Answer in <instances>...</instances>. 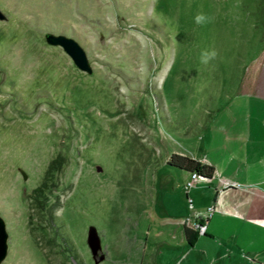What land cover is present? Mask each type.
Listing matches in <instances>:
<instances>
[{"label": "rangeland", "instance_id": "374dc122", "mask_svg": "<svg viewBox=\"0 0 264 264\" xmlns=\"http://www.w3.org/2000/svg\"><path fill=\"white\" fill-rule=\"evenodd\" d=\"M0 11V264H264L259 228L230 248L179 244L176 223L205 204L207 180L186 188L187 172L166 164L205 158L210 122L264 91V0H0ZM199 12L214 19L197 24ZM47 33L77 41L92 71Z\"/></svg>", "mask_w": 264, "mask_h": 264}, {"label": "crops", "instance_id": "0c3cea01", "mask_svg": "<svg viewBox=\"0 0 264 264\" xmlns=\"http://www.w3.org/2000/svg\"><path fill=\"white\" fill-rule=\"evenodd\" d=\"M252 97V103L238 105L232 121L209 124V130H214L206 141L211 151L199 160L211 164L214 173L204 179L208 192L205 204L196 199L192 202L194 217L204 215L205 208L210 206L212 214L204 221L205 232L197 234L191 245L186 243L183 233V227L190 226L182 223L184 218L177 221L182 246L201 243L210 247L219 240L230 248V240L240 245L242 233L256 235V228L264 232V91ZM184 172L187 180L189 172ZM224 182L230 185L224 186Z\"/></svg>", "mask_w": 264, "mask_h": 264}, {"label": "water", "instance_id": "95a60500", "mask_svg": "<svg viewBox=\"0 0 264 264\" xmlns=\"http://www.w3.org/2000/svg\"><path fill=\"white\" fill-rule=\"evenodd\" d=\"M5 16L0 11V19H4ZM45 41L51 45H59L63 50L71 57L75 65L87 73L92 71L88 62L87 56L83 48L73 38L67 37L63 34L47 33L45 35ZM87 244L91 250L93 259L97 262L103 259V255H99L101 250V244L96 229L93 226L88 228L87 232ZM7 253V232L5 229V223L0 216V263L5 258Z\"/></svg>", "mask_w": 264, "mask_h": 264}, {"label": "trees", "instance_id": "16d2710c", "mask_svg": "<svg viewBox=\"0 0 264 264\" xmlns=\"http://www.w3.org/2000/svg\"><path fill=\"white\" fill-rule=\"evenodd\" d=\"M166 164L188 172H195L203 178H210L214 173V167L197 158H193L180 153H172L166 160ZM186 243L191 245L196 239L197 232L187 226L183 227Z\"/></svg>", "mask_w": 264, "mask_h": 264}, {"label": "built area", "instance_id": "2783aa9c", "mask_svg": "<svg viewBox=\"0 0 264 264\" xmlns=\"http://www.w3.org/2000/svg\"><path fill=\"white\" fill-rule=\"evenodd\" d=\"M200 178L201 176H199L197 173L191 172L189 179L186 180L185 182V187L186 188L191 187L195 182V180H198ZM228 185H230V183L224 182V186H228ZM211 214H212V207L210 206L206 209L204 215L196 216L193 220L191 218H184L183 222L190 224V227L194 229L198 234H203L205 232L204 221L206 220L207 217L211 216Z\"/></svg>", "mask_w": 264, "mask_h": 264}, {"label": "clouds", "instance_id": "9594fccd", "mask_svg": "<svg viewBox=\"0 0 264 264\" xmlns=\"http://www.w3.org/2000/svg\"><path fill=\"white\" fill-rule=\"evenodd\" d=\"M214 18L206 16L203 12H199L196 16H195V22L197 24H204V23H209L212 22ZM218 53L215 49L212 50H204L201 52V56H200V62L202 64H208L210 61L216 59Z\"/></svg>", "mask_w": 264, "mask_h": 264}]
</instances>
